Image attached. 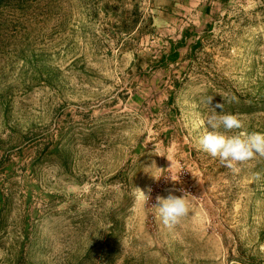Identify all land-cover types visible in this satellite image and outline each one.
Returning a JSON list of instances; mask_svg holds the SVG:
<instances>
[{"label": "rangeland", "instance_id": "rangeland-1", "mask_svg": "<svg viewBox=\"0 0 264 264\" xmlns=\"http://www.w3.org/2000/svg\"><path fill=\"white\" fill-rule=\"evenodd\" d=\"M208 96L264 134V0L0 4V264H264V157L202 150Z\"/></svg>", "mask_w": 264, "mask_h": 264}, {"label": "clouds", "instance_id": "clouds-1", "mask_svg": "<svg viewBox=\"0 0 264 264\" xmlns=\"http://www.w3.org/2000/svg\"><path fill=\"white\" fill-rule=\"evenodd\" d=\"M213 99V96H208L204 101L212 109L206 120L207 125L212 130L209 131L208 128H204L198 143L204 152L213 158H218L221 164L236 173L240 171L238 165L253 159L257 155L264 157V134L258 132L226 134L234 129H241L242 120L237 114L225 113L223 103L213 105ZM218 109L219 111H217ZM220 128H223L224 131H219ZM151 176L159 180L155 175ZM259 178L257 176V179ZM137 189L144 198L150 197L151 188L147 190L149 195H145L141 189ZM186 193L184 189L173 186L167 189L166 196L157 195L155 206L158 208L159 216L166 227L177 225L188 214Z\"/></svg>", "mask_w": 264, "mask_h": 264}, {"label": "trees", "instance_id": "trees-1", "mask_svg": "<svg viewBox=\"0 0 264 264\" xmlns=\"http://www.w3.org/2000/svg\"><path fill=\"white\" fill-rule=\"evenodd\" d=\"M17 1H23V0H0V4L7 2H17ZM222 1H226V0H222ZM147 19L150 20V17H148ZM185 37L186 35H182V37L178 39V41L169 44L167 52L162 53L160 55L161 62L165 63L166 61H174L176 59L178 55V52L176 51V47L182 44ZM260 108L264 109V106L262 105Z\"/></svg>", "mask_w": 264, "mask_h": 264}]
</instances>
